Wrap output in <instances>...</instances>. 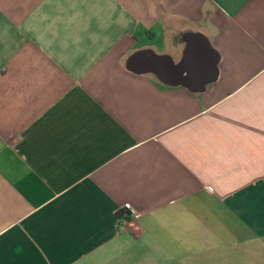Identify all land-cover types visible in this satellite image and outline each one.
I'll use <instances>...</instances> for the list:
<instances>
[{"label": "crops", "instance_id": "0c3cea01", "mask_svg": "<svg viewBox=\"0 0 264 264\" xmlns=\"http://www.w3.org/2000/svg\"><path fill=\"white\" fill-rule=\"evenodd\" d=\"M134 259L264 264V0H0V264Z\"/></svg>", "mask_w": 264, "mask_h": 264}, {"label": "trees", "instance_id": "16d2710c", "mask_svg": "<svg viewBox=\"0 0 264 264\" xmlns=\"http://www.w3.org/2000/svg\"><path fill=\"white\" fill-rule=\"evenodd\" d=\"M129 214H130L129 211L126 208H124L118 212V217L119 218L127 217Z\"/></svg>", "mask_w": 264, "mask_h": 264}, {"label": "built area", "instance_id": "2783aa9c", "mask_svg": "<svg viewBox=\"0 0 264 264\" xmlns=\"http://www.w3.org/2000/svg\"><path fill=\"white\" fill-rule=\"evenodd\" d=\"M128 211H129V213L131 214V215H133V216H137V214L135 213V211L134 210H132V209H130V208H126Z\"/></svg>", "mask_w": 264, "mask_h": 264}, {"label": "rangeland", "instance_id": "374dc122", "mask_svg": "<svg viewBox=\"0 0 264 264\" xmlns=\"http://www.w3.org/2000/svg\"><path fill=\"white\" fill-rule=\"evenodd\" d=\"M131 264H142V262L139 259H134Z\"/></svg>", "mask_w": 264, "mask_h": 264}]
</instances>
